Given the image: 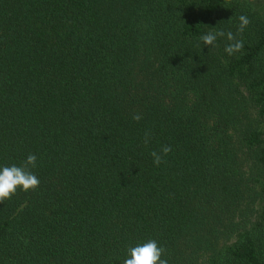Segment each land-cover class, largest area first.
Masks as SVG:
<instances>
[{
  "label": "trees",
  "instance_id": "16d2710c",
  "mask_svg": "<svg viewBox=\"0 0 264 264\" xmlns=\"http://www.w3.org/2000/svg\"><path fill=\"white\" fill-rule=\"evenodd\" d=\"M221 29L241 52L202 44ZM29 154L0 264H123L148 239L264 264V0H0V165Z\"/></svg>",
  "mask_w": 264,
  "mask_h": 264
},
{
  "label": "clouds",
  "instance_id": "9594fccd",
  "mask_svg": "<svg viewBox=\"0 0 264 264\" xmlns=\"http://www.w3.org/2000/svg\"><path fill=\"white\" fill-rule=\"evenodd\" d=\"M239 21L237 33L242 34L249 26L250 20L246 15H241ZM221 38H226L228 41L224 51L229 56L236 55L244 48L245 42L243 39H239L237 34L231 31L225 32L222 29L205 32L199 39L205 47L211 48L215 47L217 40ZM135 119L139 120L140 117L136 116ZM161 151L163 155L156 151L151 153L156 166L163 162L164 156L171 151V148L165 146ZM36 162L37 155L29 154L22 164L0 165V203L11 199L18 190L28 192L35 190L39 186L40 180L38 176L31 171L32 168L37 166ZM163 253L164 248L156 239H148L146 242L137 243L135 246L129 247L123 264H168L167 260L162 258Z\"/></svg>",
  "mask_w": 264,
  "mask_h": 264
}]
</instances>
